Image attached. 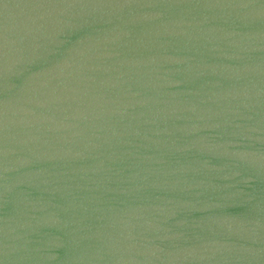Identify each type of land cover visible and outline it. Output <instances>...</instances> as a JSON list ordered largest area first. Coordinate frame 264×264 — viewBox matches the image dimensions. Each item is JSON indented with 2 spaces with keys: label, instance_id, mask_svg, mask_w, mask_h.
<instances>
[{
  "label": "water",
  "instance_id": "95a60500",
  "mask_svg": "<svg viewBox=\"0 0 264 264\" xmlns=\"http://www.w3.org/2000/svg\"><path fill=\"white\" fill-rule=\"evenodd\" d=\"M0 264H264V0H0Z\"/></svg>",
  "mask_w": 264,
  "mask_h": 264
}]
</instances>
